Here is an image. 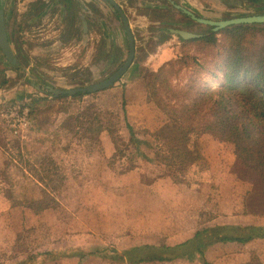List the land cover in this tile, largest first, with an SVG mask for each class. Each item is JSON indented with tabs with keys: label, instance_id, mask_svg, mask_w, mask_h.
I'll list each match as a JSON object with an SVG mask.
<instances>
[{
	"label": "rangeland",
	"instance_id": "obj_1",
	"mask_svg": "<svg viewBox=\"0 0 264 264\" xmlns=\"http://www.w3.org/2000/svg\"><path fill=\"white\" fill-rule=\"evenodd\" d=\"M173 1L178 6L192 10L199 17L213 16L218 21L240 17L241 14L249 15L230 8L222 9L220 7L223 4L219 0L216 3L211 0L202 2L194 0L195 5H190L187 0ZM261 1L260 6L264 5V0ZM11 2L12 0L6 1L4 7L10 25L8 35L11 34L17 45L18 35L15 28L13 30L17 9ZM131 2L128 18L133 22L132 30L140 44V58L143 63L149 55H156L154 51L159 45L168 42L169 45L160 50L151 64L142 65L132 74L133 63L124 78L105 91L78 98H56L46 93L44 87L71 90L107 79L126 61L127 40L123 47H118L119 49L111 44L105 46L103 50L101 42L93 41L98 44V56L94 53L90 57L89 66L77 68L76 71L62 68L60 70L49 58L43 57L35 61L36 72L30 70L27 74L25 70L28 66L26 62L29 56L28 49L24 54H20V71L12 72V76L7 80V86L14 88L19 85L23 91L15 93L14 99L4 104L0 112L6 106L27 105L32 111L33 128L27 137L16 139L0 123V132L4 134V146L10 158V167L0 174V264H19L30 257H34V260L27 264H80L78 258L70 256L79 255L75 252L81 248L87 252H94L96 247L105 241L101 236L98 239V226L108 217L116 216L117 222L119 221L121 216L119 214L124 213L123 199L129 202L135 200L137 203L134 218L140 219L144 216L143 212L147 211L144 189L135 191L128 188L132 182L138 184L140 180L145 181L144 178L147 180L145 183H150L155 178L168 177L185 190V203L190 205L196 199L197 201L209 199L210 204L215 206L213 211H209L210 216H214L211 219L223 216L224 206L231 203L229 199L232 198V206L237 205L236 208L234 206V210L238 207L241 208L238 210H244L242 208L246 204L250 214L255 215L257 218L254 219H259V224L263 223L260 226L264 227V176L245 168L236 158L232 144L218 143L219 141L211 135L202 134L197 139L192 138L190 146L194 151L187 154L179 142L181 137L179 127L157 106L153 111L147 110L146 115L130 108V102L140 101L136 93L130 95L135 84L143 86L146 96L147 82L152 81L154 73L165 64L162 63L163 60H171L168 52L174 47L179 48L177 57L182 52L183 41L166 34L162 30L164 25H167L165 28L181 29L203 36L209 32L208 27L187 19L166 0L148 3L143 7L135 5L136 0ZM209 6L213 9L212 13L207 10ZM252 13L257 14L254 10ZM55 15L56 13L52 12L49 18ZM9 27L12 29L9 30ZM119 28L125 33L122 23ZM258 28L264 29V26ZM89 46L92 48V45ZM186 50L190 54L198 55L199 58H206L209 62L212 60V51L200 53L195 45L186 47ZM97 58L98 65L94 63ZM56 72V75L53 74ZM192 72V66L180 70L178 76L170 80L171 86L182 88ZM202 80L214 93L220 90L224 81L222 75L214 79L206 73L202 74ZM138 81L141 82L136 83ZM40 97L46 100L37 103L32 101L33 98ZM128 111L132 115L128 116ZM127 122L134 126L138 136L153 142L156 148L154 156L159 157L161 168L154 171L143 167L144 170L139 171V174L132 175L129 169L140 163L137 158L130 160L129 156L128 159H116V162L104 159L105 152L126 153L127 157L135 151L129 142ZM114 164V168H117L115 174L109 169L110 165ZM110 184L123 187L117 190L108 188L109 190L104 191L103 185ZM129 193L133 195L128 197ZM115 200L117 203L113 205ZM140 205L143 208L139 207ZM189 211L190 213L185 215V223L193 220L191 218L193 211ZM170 214L175 216L174 210ZM143 226L140 222L139 230L145 232ZM192 226L193 223L185 229L186 234L195 230ZM164 229L165 226L158 232ZM139 230L137 236H141ZM175 231V227L168 229V242L187 239L188 235L185 233V238H171ZM105 232L108 234L107 230ZM143 237L131 241L142 244L148 240ZM157 241L163 244L166 240H153ZM124 242L127 243V240ZM117 243L119 239L108 246H117ZM69 247L75 249L68 250ZM50 248L54 250H48ZM48 252L57 253L52 257ZM255 258L258 260L254 259V264H264V253L258 254ZM119 262L116 264H121ZM87 264L100 263L89 259Z\"/></svg>",
	"mask_w": 264,
	"mask_h": 264
},
{
	"label": "crops",
	"instance_id": "obj_2",
	"mask_svg": "<svg viewBox=\"0 0 264 264\" xmlns=\"http://www.w3.org/2000/svg\"><path fill=\"white\" fill-rule=\"evenodd\" d=\"M6 1L8 0H4V4L6 3ZM115 1L124 8V10L126 11V15L129 16L130 12L128 13V11H130L131 8L129 2L133 0ZM136 1L137 2L135 3V5L143 7V5H147L148 3H159L162 0ZM187 1L188 3H190V5H195L193 4L195 3L194 0ZM197 1L202 2V0ZM211 1H214L216 3L217 0ZM11 3L12 6L17 9V18L14 21L13 30L15 28V32L17 33L16 35H18L19 42L17 43V45H15L16 43H14V41L12 40L11 34L9 35V40L12 50L15 53L19 63L20 54H24V51L28 49L27 52L29 53V56L27 61L25 60L28 65L25 70L26 73H29L30 70H32V72H36L37 62L35 61H37L38 59L41 60L43 57L49 58L51 62L55 63L60 70L62 68L76 71L77 68L79 69L89 66L90 57L93 56L94 53H98V44L96 43L101 42V47L103 50L105 46H109L111 44L113 45V47H123L126 41L125 35H123V31L119 28L121 27V22L118 19L116 13L111 6L105 4L102 0H12ZM220 8L225 9L223 7ZM52 12L56 13V15L53 18H49V15L52 14ZM6 20L8 31V26L10 25L7 15ZM129 21L132 28L133 22L130 20V18ZM165 27H167V25H164V28L162 30L166 34L173 35L168 32L170 28ZM139 28L142 29L143 26ZM11 29L12 28L9 27V30ZM93 41L96 43H94ZM106 42L108 43V45H106ZM43 43H45V45H43ZM89 45H92V48ZM94 45L96 46L94 47ZM166 45H169V42L168 44L166 43L164 45H159L158 48L154 51L156 52V55H149L145 63H143V60L140 58V44L137 45L134 67L132 68L131 73H135L140 69L142 65L145 66L147 64H151L152 59H155L160 50L166 47ZM102 50L100 52L101 55ZM178 53L179 48L174 47L168 52V57L171 60L165 59L162 63L172 61V59L177 57ZM96 56H98V54ZM23 57L25 56L23 55ZM98 61L99 59L97 58L94 60V63H97L98 65ZM100 64L103 65V63L101 62ZM9 65V62L0 49V108L4 106V104L11 102V100L14 99L15 93L17 94L20 93L19 91H23L22 88L19 87V85H16V87L14 88H8L7 80L12 76V72L15 71L12 66L11 68H9ZM53 74L56 75L57 72ZM140 82L141 81H138L136 83ZM130 93L131 96L136 93L137 97H139L140 100L137 103L130 102V108L133 111H140L142 114L144 112L146 115L147 110L150 109L153 111L154 109H157L153 103L148 102L147 97L145 96L144 88L141 84H135V87L132 91H130ZM134 100L135 99H133V101ZM130 114L128 111V116H130ZM127 123L134 128L131 123ZM136 137L141 141L148 142L152 144V146H155L153 142L148 139L141 138L137 134ZM129 138V142L132 145L131 136ZM4 139V134L0 132V174L6 172L10 167V158L4 146ZM154 152L155 151H146L144 153L145 156H148L149 158H151V160L155 159L153 161H147L140 158L137 155L136 151H133L132 154H128L127 157L125 156L126 153H117V151L105 152L103 153V157L107 161L110 160L109 162H111V160L112 162H116V159L119 158L128 159L129 156H131L129 158L130 160L131 158H137L138 160H140V163H137L133 167L131 166L132 168L129 169L130 174L137 175L139 174V171L144 170V168L151 170L154 169V171H156L158 168H161V162L159 163L157 161L159 157H157L156 159V157L154 156ZM124 161L125 160L121 162ZM117 162L119 163V161ZM131 162L133 163L135 161ZM114 166L115 164L110 165L109 167L110 171L113 174H115V169H117L114 168ZM144 180L145 181L140 180L141 182L138 184H136V182H132V184L128 186L129 189H134L135 191L140 189H144L145 191L144 199L145 208H147V211L143 212L144 216L141 217L142 219L134 218V215H136L135 208L137 207V203L134 202L135 198H129L134 200L132 202L123 199L124 204L122 205L124 206V213L119 214L121 215L119 216V221L117 222L116 216L111 218L108 217L106 220H102L100 226H98V239L102 237L101 239L105 241L102 242V244H99L94 252H87V250L85 251L84 248L76 249L80 251H74L75 253L80 252V255H86H84L85 257H81V259L78 260L80 264H87L89 259L97 260V262H99L100 264H116L117 262L113 261L112 259L115 253L122 255L124 252L142 246H154L160 249L165 247H178L187 242H189V245L192 244L193 246H195L193 253L194 256L192 258L181 257L173 261H156L142 264H254V259H257L255 257H257L258 254L264 253V246H261L264 245V238L256 239L250 243H208L207 241V238L213 236V230L216 228L233 226L245 227L253 225L254 223L255 226H260V224L263 225V223L259 224V219H254L257 217H255V215L253 214H250V211L248 210L246 204L242 208L244 210H238L241 209L240 207L234 210V206L236 208L237 205L233 203L234 206H232V198H230L229 201L231 203H228L224 206L225 208L223 210L225 212L223 216H218L216 219H211L214 218V216L211 217L209 211H213V208L215 206L210 204L209 199L204 198L200 201H197L196 199V201L193 202L192 205H190L185 203V190L181 188V186L170 181L168 177L155 178L150 183H145L147 181L146 178H144ZM135 184L136 186H134ZM121 187L123 186H116L115 184H110L108 186L103 185V190H109L108 188L117 190ZM132 195L133 194L129 193L128 197ZM116 203L117 202L115 200L113 205ZM139 207H142V205H140ZM173 210L175 216H171L170 214V212ZM189 210L193 211V216L191 217L193 220L189 223H185V215L190 213ZM140 222L144 225L142 229H144L145 232L139 230ZM191 223H193L194 226H192V229L195 230L192 233L186 234L185 229L187 227H190ZM109 224L112 225L110 226ZM163 226H165L166 229L159 233L158 230L162 229ZM108 227H110V229ZM174 227L176 231L171 235V238H185L186 234L188 235L187 239L177 242H168V229H173ZM106 230L108 231V234L105 232ZM138 230L139 235L141 236H137ZM80 237L83 238V235H81ZM139 237H143L144 239L148 240H146L142 244L132 243L131 240H136V238ZM117 239H119V243H117V246H108L110 243H116ZM154 239L166 241L162 244L158 241L153 242ZM124 240H127V243L124 242ZM120 245H122L123 247L121 248ZM197 245H202L200 247L201 249L199 247V249H197ZM67 249L73 250L75 248L69 247ZM48 250L54 249L50 248ZM71 252L73 251H70V253ZM49 253L57 252H48V254ZM119 263L136 264L129 262L128 259H126L125 261H120Z\"/></svg>",
	"mask_w": 264,
	"mask_h": 264
},
{
	"label": "trees",
	"instance_id": "obj_3",
	"mask_svg": "<svg viewBox=\"0 0 264 264\" xmlns=\"http://www.w3.org/2000/svg\"><path fill=\"white\" fill-rule=\"evenodd\" d=\"M259 26L264 25L231 26L219 32L210 30L199 39H181L184 43L182 52L175 60L165 63L154 73L153 80L146 84V97L148 102L154 103L179 127V142L185 153L191 154L194 151L190 146L192 138L209 134L221 143L232 144L238 161L248 170L264 176V29L258 28ZM193 45L200 53L212 51V60L209 62L206 58L190 54L186 47ZM190 66L193 72L188 82L180 89L172 87L170 80L177 77L180 70ZM204 73L214 79L223 76L224 81L218 92L208 89V84L202 80ZM49 93L55 96L50 91ZM83 96L79 94L74 98ZM61 97L64 96L58 98ZM44 100L46 98L32 99L34 103ZM126 127L137 155L150 161L151 158L144 153L156 151L155 146L139 140L130 124L127 123ZM157 161L160 163L159 159ZM213 233L212 237L207 238L208 243H250L264 238V227H221L214 229ZM188 245L189 242L162 249L142 246L122 255L115 253L112 259L115 262L128 259L129 262L142 264L173 261L181 257L192 258L195 247ZM201 246H197V249ZM78 253L79 255L70 257L80 260L86 256ZM48 255L55 256L54 253ZM33 260L34 257H30L19 264H27Z\"/></svg>",
	"mask_w": 264,
	"mask_h": 264
},
{
	"label": "water",
	"instance_id": "obj_4",
	"mask_svg": "<svg viewBox=\"0 0 264 264\" xmlns=\"http://www.w3.org/2000/svg\"><path fill=\"white\" fill-rule=\"evenodd\" d=\"M102 1L105 2L107 5L113 7L115 11L120 15L121 20L123 21L125 32L128 37V46H129L127 59L114 74H112L107 79L100 81L98 83L76 89H71V90H58V89L49 88L48 91L53 93L55 95L54 97L56 98L60 96L72 98L79 94H83V95L95 94L101 91H105L116 85L119 81H121L124 78V76L128 73V71L130 70V68L134 63V59L136 55L135 38L126 15L114 0H102ZM186 13L194 21L214 27L213 29L214 32H219L231 26L264 25V15H258V16L253 15V16H245V17H236L228 20L210 21L207 19L197 18L195 15H193L190 12L186 11ZM168 32L177 36L183 41H189L191 39L203 37V35L201 34H194L184 30L169 29ZM0 49L3 55L6 57L9 64L12 67H17L19 62L12 50L8 37L7 24L5 21L4 11L1 9H0Z\"/></svg>",
	"mask_w": 264,
	"mask_h": 264
},
{
	"label": "flooded vegetation",
	"instance_id": "obj_5",
	"mask_svg": "<svg viewBox=\"0 0 264 264\" xmlns=\"http://www.w3.org/2000/svg\"><path fill=\"white\" fill-rule=\"evenodd\" d=\"M115 1V0H114ZM167 2H169V3H171L172 4V7L173 8H176V10H178L179 11V13H181V14H183V16H185L187 19H189V20H191L192 22H196V21H194L187 13H186V11L187 12H190V13H192L193 15H195L197 18H202V19H207V20H210V21H218L215 17H213V16H210V17H207V18H203V17H199V16H197L196 14H194L193 12H192V10H190V9H188L187 7H183V6H178V5H176L175 4V2L173 1V0H166ZM220 1V3L221 4H223V5H221V7H223V8H226V9H228V8H230V9H234V10H236V11H239V12H245V13H247V14H249V15H243V14H241V15H239L240 17H245V16H253V13L251 14V11L252 10H254L257 14H256V16H258V15H264V5H262V6H260L261 5V3H262V1L261 0H219ZM116 2V1H115ZM105 3V2H104ZM117 3V2H116ZM213 3V2H212ZM106 4V3H105ZM117 5L121 8V10L124 12V14L126 15V11L124 10V8L122 7V6H120L118 3H117ZM214 5V4H213ZM261 7H263V8H261ZM0 9L1 10H3L4 11V15H5V8H4V0H0ZM112 9L114 10V12L116 13V15H117V17H118V19L120 20V22L122 23V26H123V28H124V24H123V21L121 20V17H120V15L115 11V9L112 7ZM212 9V7H210L209 6V9H207V10H209V12L210 13H212L213 12V9ZM215 11H216V8H215ZM215 14H216V12H215ZM126 17H127V19H128V22H129V24H130V21H129V18H128V16L126 15ZM5 21H6V24H7V20H6V15H5ZM220 21V20H219ZM196 23H198V22H196ZM199 24H201V23H199ZM202 25H204V24H202ZM131 26V25H130ZM204 26H206V27H208L209 28V31L210 30H213L214 29V27H212V26H209V25H204ZM132 29V28H131ZM170 29H174V28H170ZM174 30H181V29H174ZM185 31V30H184ZM124 32H125V28H124ZM132 32H133V35H134V38H135V46H136V49H137V45H139L137 42H138V39H137V36H136V33L132 30ZM124 35H125V39L127 40V42H128V37H127V35H126V32L124 33ZM173 36H175V35H173ZM8 37H9V35H8ZM195 39H199V38H195ZM191 40H193V39H191ZM10 41V40H9ZM190 41V40H189ZM129 47V46H128ZM15 54V53H14ZM16 56V55H15ZM128 56V55H127ZM136 56V55H135ZM135 60V59H134ZM123 65V64H122ZM14 68V70H16V72H18V71H20V67H19V64H18V66H17V69H15V67H13ZM119 69V68H118ZM117 69V70H118ZM116 70V71H117ZM23 71V70H22ZM115 71V72H116ZM114 72V73H115ZM113 73V74H114ZM48 89L49 88H47L46 89V87H44V91L46 92V93H49V91H48Z\"/></svg>",
	"mask_w": 264,
	"mask_h": 264
},
{
	"label": "built area",
	"instance_id": "obj_6",
	"mask_svg": "<svg viewBox=\"0 0 264 264\" xmlns=\"http://www.w3.org/2000/svg\"><path fill=\"white\" fill-rule=\"evenodd\" d=\"M0 123L14 138L27 137L33 128L32 111L27 105L6 106L0 112Z\"/></svg>",
	"mask_w": 264,
	"mask_h": 264
}]
</instances>
